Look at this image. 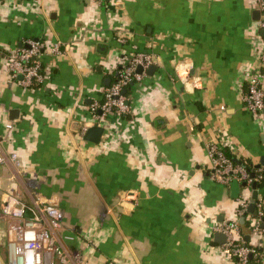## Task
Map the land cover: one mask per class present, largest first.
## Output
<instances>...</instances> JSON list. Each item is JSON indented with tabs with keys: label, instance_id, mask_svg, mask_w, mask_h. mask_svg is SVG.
Masks as SVG:
<instances>
[{
	"label": "crops",
	"instance_id": "1",
	"mask_svg": "<svg viewBox=\"0 0 264 264\" xmlns=\"http://www.w3.org/2000/svg\"><path fill=\"white\" fill-rule=\"evenodd\" d=\"M256 9L255 0H0V151L22 163L0 162V264L6 193L60 207L59 242L88 264H237L211 230L238 213L231 186L210 175L208 147L255 165L264 155L263 122L243 102L263 46ZM30 39L47 46L48 75L34 88L7 65ZM133 46L155 55L156 71L133 88L130 113L107 116L101 141H87L101 125L88 101ZM248 221L244 238L264 249Z\"/></svg>",
	"mask_w": 264,
	"mask_h": 264
},
{
	"label": "built area",
	"instance_id": "2",
	"mask_svg": "<svg viewBox=\"0 0 264 264\" xmlns=\"http://www.w3.org/2000/svg\"><path fill=\"white\" fill-rule=\"evenodd\" d=\"M99 5L104 0H94ZM260 11L259 27L264 30V0H255ZM124 42V38L120 37ZM29 47H18L10 51L7 65L13 76L22 75L21 83L27 88L42 84L48 73L43 61L45 40L30 39L26 42ZM61 41L52 44L54 54L61 53ZM156 63L153 53L139 50L133 46L125 50L117 59L115 71L118 77L105 89L101 97L91 100L89 107L97 122L104 128L108 127L106 117L117 115L124 119L131 111V98L123 91L130 86L140 87L147 75V69ZM142 66L143 72L138 73L137 67ZM264 37L258 64L247 79L243 102L246 109L262 121L264 131ZM101 111V113H100ZM12 125H9L11 127ZM230 151L233 157L229 156ZM219 143L210 144L208 153L211 158V177L221 184L230 187L233 180L239 184L245 183L237 197L238 218L216 223L211 226L212 234L224 233L226 240L221 244L227 255L237 259V264H250L251 256L256 253L259 245L247 244L241 232V218L249 219L252 231L264 235V197L258 182L264 179V166L247 167L240 162L244 156H238ZM246 159V157L244 158ZM9 160L16 167L22 163L15 151L8 155L0 151V162ZM257 191L254 199L253 193ZM254 203L257 214L253 216L249 206ZM2 215L6 221L5 237L7 242V264H88L83 252L77 248H67L59 242L56 234L64 221V212L56 204L35 196L31 201L23 200L13 194L3 195ZM105 264H116L107 261Z\"/></svg>",
	"mask_w": 264,
	"mask_h": 264
},
{
	"label": "water",
	"instance_id": "3",
	"mask_svg": "<svg viewBox=\"0 0 264 264\" xmlns=\"http://www.w3.org/2000/svg\"><path fill=\"white\" fill-rule=\"evenodd\" d=\"M254 17L255 19H260V11L258 9H256L254 11ZM261 32L262 34L264 35V30L261 29ZM29 47V45L27 43H19V47ZM156 68L157 66L155 64L151 65L148 69H147V73L153 75L156 71ZM137 72L138 73H142L143 72V67L142 66H138L137 67ZM111 82V78L108 77L105 81V84L106 85H109ZM126 92V89L123 91V93ZM88 102H91L88 101ZM17 112V111H16ZM15 113V112H14ZM101 113V111H100ZM17 117V114L15 115H11V118H15ZM81 127H82V122L80 120H74L73 123H72V129L75 130V131H78V130H81ZM104 131H105V128L104 126L102 125H99V124H94L90 127H88L85 131V135H84V139L87 140V141H91V142H94V143H99L103 137V134H104ZM260 166H264V155L261 157V160H260V163L256 164V167H260ZM239 191H240V184L237 180H233L232 183H231V194L233 197H238L239 195ZM257 191H254L253 193V197L254 199L257 197ZM254 210V203H252L250 206H249V211L252 212ZM245 219L244 218H241L240 222L241 223H244ZM250 236H248V240H249ZM214 239L217 243H224L225 240H226V235L224 233H221V232H217L214 234Z\"/></svg>",
	"mask_w": 264,
	"mask_h": 264
},
{
	"label": "trees",
	"instance_id": "4",
	"mask_svg": "<svg viewBox=\"0 0 264 264\" xmlns=\"http://www.w3.org/2000/svg\"><path fill=\"white\" fill-rule=\"evenodd\" d=\"M110 77H111V82H112V83L115 82V80H116L117 77H118L117 71L113 72V73L110 75ZM133 88H134V86H130V87L127 88V90H126V91H127L126 94H127L128 96H130V94L132 93ZM227 152H228L229 156L233 157V155H232V153H231L230 151L227 150ZM240 162H241L242 164H244L245 166L250 167V168H251V167H254V165H255V163H253L250 159H244V158H242V159L240 160ZM244 184H245V183H243V182L240 183L241 188L243 187ZM257 185H259L260 188L263 187V186H264V179L261 180L260 182H258ZM251 214H252L253 216H255V215L257 214V210L254 208V210L251 212ZM247 225H249V221H248V219H245L244 223L241 224V227H242V226H243V227H246ZM245 235H246V232H245ZM247 244H249V242H247ZM256 251H257V252L254 253V254L251 256V258H250V263H252V264H262V258H263V256H264V249L261 248V247H257V248H256ZM236 260H237V259H236Z\"/></svg>",
	"mask_w": 264,
	"mask_h": 264
}]
</instances>
